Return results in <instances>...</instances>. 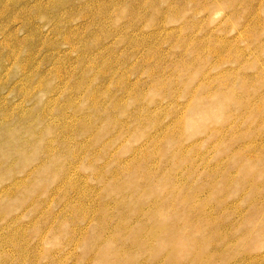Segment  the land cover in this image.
Listing matches in <instances>:
<instances>
[{
    "label": "rangeland",
    "instance_id": "1",
    "mask_svg": "<svg viewBox=\"0 0 264 264\" xmlns=\"http://www.w3.org/2000/svg\"><path fill=\"white\" fill-rule=\"evenodd\" d=\"M0 264H264V0H0Z\"/></svg>",
    "mask_w": 264,
    "mask_h": 264
}]
</instances>
